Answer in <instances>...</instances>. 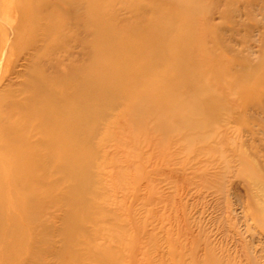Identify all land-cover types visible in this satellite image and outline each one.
Returning a JSON list of instances; mask_svg holds the SVG:
<instances>
[{
    "label": "bare ground",
    "instance_id": "obj_1",
    "mask_svg": "<svg viewBox=\"0 0 264 264\" xmlns=\"http://www.w3.org/2000/svg\"><path fill=\"white\" fill-rule=\"evenodd\" d=\"M143 142L220 210L171 263L264 264V0H0V264H122L88 223Z\"/></svg>",
    "mask_w": 264,
    "mask_h": 264
},
{
    "label": "rangeland",
    "instance_id": "obj_2",
    "mask_svg": "<svg viewBox=\"0 0 264 264\" xmlns=\"http://www.w3.org/2000/svg\"><path fill=\"white\" fill-rule=\"evenodd\" d=\"M142 146L147 152L144 142ZM139 156L133 153L130 158L132 163L138 162V167L132 165L123 176L108 179L103 185L105 193L96 199L107 209L108 220L96 226L88 223L92 229L111 226L108 242L122 250L125 255L122 264H172L171 238L188 243L196 235L204 242V235H208L212 241L221 243L222 226L217 219L220 210L214 207L217 202L211 197L199 198L195 191L177 193L165 171L160 176L153 173L154 163L148 152ZM123 164L126 166L128 162ZM180 260L177 256L176 261ZM84 263L97 264L92 260Z\"/></svg>",
    "mask_w": 264,
    "mask_h": 264
}]
</instances>
